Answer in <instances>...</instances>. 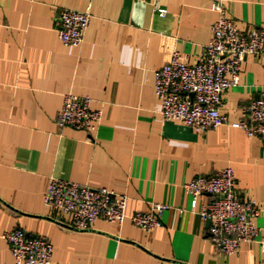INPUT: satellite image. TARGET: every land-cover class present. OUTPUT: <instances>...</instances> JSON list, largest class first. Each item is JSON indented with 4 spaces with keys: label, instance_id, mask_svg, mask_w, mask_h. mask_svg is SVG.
I'll use <instances>...</instances> for the list:
<instances>
[{
    "label": "crops",
    "instance_id": "0c3cea01",
    "mask_svg": "<svg viewBox=\"0 0 264 264\" xmlns=\"http://www.w3.org/2000/svg\"><path fill=\"white\" fill-rule=\"evenodd\" d=\"M213 0H0V234L21 227L53 244L51 264H264V141L229 123L264 92V63L246 55L239 83L224 96L227 123L196 132L164 121L156 71L174 52L192 61L212 37ZM242 32L264 29V0H225ZM90 10L82 46H66L56 21L62 9ZM164 11L166 14L161 16ZM67 93L92 98L103 112L94 131L59 127ZM232 166L236 197L261 213L252 242L219 254L192 178ZM51 177L129 196L128 215L153 203L170 206L150 231L127 218L90 230L46 206ZM0 264H14L0 237Z\"/></svg>",
    "mask_w": 264,
    "mask_h": 264
},
{
    "label": "built area",
    "instance_id": "2783aa9c",
    "mask_svg": "<svg viewBox=\"0 0 264 264\" xmlns=\"http://www.w3.org/2000/svg\"><path fill=\"white\" fill-rule=\"evenodd\" d=\"M212 9L218 18L212 24V37L200 54L190 61L188 56L176 51L155 76L162 119L180 121L196 132L227 123L224 96L239 83L245 56H257L264 63V29L240 31L235 18L228 14L225 0H213ZM91 20L89 9H62L56 21L58 38L66 46H82ZM92 101L89 95L65 94L57 114L59 127L96 130L103 112L93 110ZM240 115V119L229 125L241 129L248 137L256 135L264 141V92L244 105ZM184 189L195 198L202 194L211 196L200 215L211 221L208 235L219 254H234L242 243L254 240L259 231L254 219L261 208L255 200L236 197V171L232 166L196 176ZM43 201L46 206L70 214L73 227L79 231L92 229L99 219L123 224L127 218L150 231L163 225V214L170 208L167 204L153 203L147 211L128 215V195L57 177L50 178ZM0 237L9 244L14 264L52 263L54 248L47 237L31 235L21 227L4 231Z\"/></svg>",
    "mask_w": 264,
    "mask_h": 264
},
{
    "label": "water",
    "instance_id": "95a60500",
    "mask_svg": "<svg viewBox=\"0 0 264 264\" xmlns=\"http://www.w3.org/2000/svg\"><path fill=\"white\" fill-rule=\"evenodd\" d=\"M211 222V221H210Z\"/></svg>",
    "mask_w": 264,
    "mask_h": 264
}]
</instances>
